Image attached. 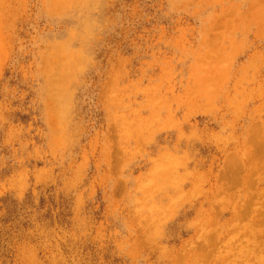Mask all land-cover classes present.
I'll list each match as a JSON object with an SVG mask.
<instances>
[{"label": "rangeland", "instance_id": "rangeland-1", "mask_svg": "<svg viewBox=\"0 0 264 264\" xmlns=\"http://www.w3.org/2000/svg\"><path fill=\"white\" fill-rule=\"evenodd\" d=\"M15 1L0 264H264V0Z\"/></svg>", "mask_w": 264, "mask_h": 264}, {"label": "bare ground", "instance_id": "bare-ground-1", "mask_svg": "<svg viewBox=\"0 0 264 264\" xmlns=\"http://www.w3.org/2000/svg\"><path fill=\"white\" fill-rule=\"evenodd\" d=\"M15 12H16L15 0H0V31L1 32L3 30H6V28L7 30H9L8 21H10L13 18V16H15Z\"/></svg>", "mask_w": 264, "mask_h": 264}]
</instances>
